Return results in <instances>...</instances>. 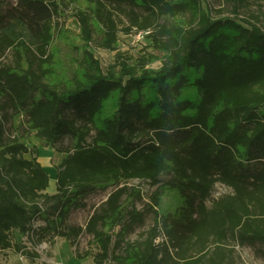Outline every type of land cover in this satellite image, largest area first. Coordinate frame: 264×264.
<instances>
[{
	"label": "trees",
	"instance_id": "obj_1",
	"mask_svg": "<svg viewBox=\"0 0 264 264\" xmlns=\"http://www.w3.org/2000/svg\"><path fill=\"white\" fill-rule=\"evenodd\" d=\"M87 1L93 8L78 14L81 73L52 81L46 66L60 0H0V253L34 259L26 245L61 238L73 248L87 235V249L73 254L92 264H229L234 244L264 262V13L239 18L248 0H224L232 18L211 17L200 0ZM116 11L128 19L125 32L154 33L164 53L157 71L117 58L103 72L87 52L94 20L102 47L114 51ZM7 52L13 64L1 62ZM16 121L13 130L25 127L30 139L8 136ZM41 147L53 150L52 194ZM134 179L155 188L142 211L126 202ZM216 184L230 193L212 199ZM109 188L84 226L68 223ZM167 192L179 208L127 240Z\"/></svg>",
	"mask_w": 264,
	"mask_h": 264
},
{
	"label": "rangeland",
	"instance_id": "obj_2",
	"mask_svg": "<svg viewBox=\"0 0 264 264\" xmlns=\"http://www.w3.org/2000/svg\"><path fill=\"white\" fill-rule=\"evenodd\" d=\"M200 3L202 10L211 17L218 16L219 14L220 18L233 17L231 5L227 4L224 0H200ZM89 8H93V5L87 0H60L58 12L52 21V42L49 47V56H51V58L50 63L46 66L50 71V75H52V81L71 79L73 74L79 75L81 73L79 65L80 62L84 60L85 55L83 54V43L80 40L81 29L78 14L80 11L89 10ZM262 13H264V0H248L239 8V18H248L250 14L259 16ZM115 21L118 27V35L114 51H109L102 47L103 37L101 27L98 25L97 21L94 20L91 22L92 38L91 41L88 42L87 52L96 59L100 69L106 72V70L111 69L115 60L119 58L127 67L137 70L140 69V62L144 60V62H147H145L144 65L145 70L157 71L163 63L164 53L155 47L157 43L152 41V37L150 38V35L154 33L151 30L137 32L134 27H131L129 32H125V29H127L130 24L126 15L118 11H116L115 14ZM182 23L185 25L184 20L182 22L169 19L160 20V24L162 25H173L176 27L181 26ZM261 25H264L263 21ZM115 54H118V56L120 55V57H116L117 55ZM1 62L13 64L14 60L12 54L7 52ZM117 69L119 70V67ZM109 111L110 104H107L105 106V114ZM19 120L21 121V119ZM17 124L16 121L12 128L10 127L7 129L8 136L15 137L23 135L25 138L30 139L31 134L25 130V127H23V130H13ZM22 124L25 126L23 121H21V125ZM10 129L12 130L11 134L9 133ZM65 142L66 141H64V143ZM39 150L40 159L38 161L42 168L45 171L48 168L54 169L50 162L53 150L44 147L39 148ZM26 158L29 157L27 156ZM125 186L129 188L126 199L127 203L135 202L134 205L138 211L144 210L147 205L152 206L150 197L155 188L148 182L134 179L126 183ZM112 188H109L105 192H97L90 196L87 200V207L84 210L72 212L68 223L71 225L84 226L92 211L106 200ZM54 190L55 187L53 190L47 188L49 194L54 193ZM136 192L139 193L140 199L138 200L135 196H132V194ZM228 193H230L228 188H225L221 184H216L211 198L216 199ZM180 203V199L175 192L165 193V195L160 198L159 208L155 207L153 209L154 212L148 213L145 217L144 224L131 233L127 237V240L134 241L139 239L153 226L155 218L158 219L162 216L173 214L179 208ZM209 203L210 201L207 202V204ZM41 224L42 222L40 221L34 222V226L36 227ZM15 238L17 241L21 240L25 242V237L16 235ZM89 240V236L82 235L73 248L61 238L54 239L51 244L47 242L35 248L26 245L29 252L34 254V259H26L20 255L0 253V264H92L90 258L84 261L76 259L73 254V250L78 253L84 252L88 247L87 243ZM162 240L163 237L160 235L156 238L155 243H159ZM229 248L233 251L229 259V264H264L260 255L252 248L239 247L235 244L230 245Z\"/></svg>",
	"mask_w": 264,
	"mask_h": 264
},
{
	"label": "bare ground",
	"instance_id": "obj_3",
	"mask_svg": "<svg viewBox=\"0 0 264 264\" xmlns=\"http://www.w3.org/2000/svg\"><path fill=\"white\" fill-rule=\"evenodd\" d=\"M47 174H49V190H53V188L55 187V176L52 175V172L49 171Z\"/></svg>",
	"mask_w": 264,
	"mask_h": 264
},
{
	"label": "crops",
	"instance_id": "obj_4",
	"mask_svg": "<svg viewBox=\"0 0 264 264\" xmlns=\"http://www.w3.org/2000/svg\"><path fill=\"white\" fill-rule=\"evenodd\" d=\"M39 154H40V150H39ZM40 159V157L38 158V160ZM50 159V158H49ZM44 160H47V159H44ZM49 171H51L52 172V175H54L55 176V169H52V168H48V169H46V172H49ZM48 176H49V174H48ZM87 259V258H86ZM86 259H82V260H84V261H87Z\"/></svg>",
	"mask_w": 264,
	"mask_h": 264
}]
</instances>
